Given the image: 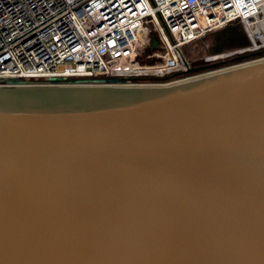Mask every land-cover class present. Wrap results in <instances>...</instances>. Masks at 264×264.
Segmentation results:
<instances>
[{
  "label": "water",
  "instance_id": "water-1",
  "mask_svg": "<svg viewBox=\"0 0 264 264\" xmlns=\"http://www.w3.org/2000/svg\"><path fill=\"white\" fill-rule=\"evenodd\" d=\"M0 264H264V56L0 86Z\"/></svg>",
  "mask_w": 264,
  "mask_h": 264
},
{
  "label": "built area",
  "instance_id": "built-area-1",
  "mask_svg": "<svg viewBox=\"0 0 264 264\" xmlns=\"http://www.w3.org/2000/svg\"><path fill=\"white\" fill-rule=\"evenodd\" d=\"M261 3L264 0H0V86L149 83L147 78L185 70L176 49L211 31L241 22L251 40L245 22L253 20ZM145 24L146 47L156 58L150 71L138 69L139 52L132 46Z\"/></svg>",
  "mask_w": 264,
  "mask_h": 264
},
{
  "label": "rangeland",
  "instance_id": "rangeland-1",
  "mask_svg": "<svg viewBox=\"0 0 264 264\" xmlns=\"http://www.w3.org/2000/svg\"><path fill=\"white\" fill-rule=\"evenodd\" d=\"M264 5L261 7L260 6V10L264 9L263 8ZM262 18V19H261ZM261 18L259 17L258 19L255 18V20L253 21H249V23H254V25L251 27V29L247 27L250 37H251V41L248 37L247 34V30H245L244 26L242 25L241 22H236L234 24H231L227 27H224L222 29L216 30V31H211L207 34H205L204 36L192 41L191 43L182 45L179 49H177L178 51V56L179 58H181V60H183L182 57H184L189 66L190 67H200V66H205L210 64V62H207V59H218L224 55L227 54V52L230 51H235V50H241V49H246L247 50H254L256 48L259 47H264V23L263 25L261 24L262 22H264V16H261ZM260 20V22H259ZM258 22V23H257ZM246 25V24H245ZM252 34V35H251ZM147 36V30L146 31H139V34L137 35L138 38H140V40L144 41L145 38ZM257 38V40H256ZM135 42H137V40H135ZM148 44V40L145 41L143 44L142 43H135L134 49L135 51H138V60L137 62L139 63V65H141L140 68L138 69H145V70H150V68H152L154 64V62H156V58L152 55L153 53H151V48L150 46L146 47ZM167 48V47H166ZM264 48L260 49L261 52L259 53V55L256 56H252V57H243L239 60H235V61H226L222 64H218V65H214V66H208L205 68H202L198 71L195 72H189V73H185L183 75L180 76H160L157 80H150L149 78H147L146 80H148L149 82H168V81H172V80H178V79H182L188 76H192V75H196V74H200L203 72H209V71H213L219 68H223V67H227V66H231L234 64H238V63H242V62H246L258 57H262L264 56V51H262ZM133 50V48H132ZM165 52L164 50H162V53ZM161 54V56H164V54ZM166 53V52H165ZM159 54V53H158ZM243 55H245L246 53H242ZM168 56V55H166ZM231 56L229 57H225V58H220V59H224L227 60L229 59ZM163 60V59H162ZM161 61V59H160ZM126 68L131 69L129 66H127ZM187 67H185L186 70ZM78 81V80H76ZM64 83H68V82H62ZM78 83H90V82H78ZM96 83V82H93ZM107 83V82H105Z\"/></svg>",
  "mask_w": 264,
  "mask_h": 264
},
{
  "label": "bare ground",
  "instance_id": "bare-ground-1",
  "mask_svg": "<svg viewBox=\"0 0 264 264\" xmlns=\"http://www.w3.org/2000/svg\"><path fill=\"white\" fill-rule=\"evenodd\" d=\"M262 5H261V7L264 5V3H261ZM264 8V7H263ZM261 16H264V9H261L260 10V8H259V10H258V13H257V15H255L254 16V18H253V20H255V18H261ZM262 19V18H261ZM252 20V21H253ZM249 21H251V20H247L246 22H245V24H246V26H248V28L249 29H251V27L254 25V23L255 22H253V23H249ZM259 22H260V20H259ZM258 23V22H257ZM263 23L264 22H262L261 24L263 25ZM141 31H146L147 30V36H146V38H145V40L144 41H142V40H140V38H138L137 36H136V38L134 39V44H132V46L134 45L135 46V43H144L145 41H147L148 40V27L146 26V24L145 25H143V28L142 29H140ZM252 35V34H251ZM135 40H137V42H135ZM171 44H169V46H170ZM171 47V46H170ZM170 47H168L167 49H169ZM262 48H264V47H259V48H256L255 50H260V49H262ZM175 49L176 48H174L173 49V51H175ZM176 51H177V49H176ZM129 70H131V69H128V71ZM144 71H150V70H145V69H143ZM123 71H125L126 72V70L124 69ZM118 72H120V71H118Z\"/></svg>",
  "mask_w": 264,
  "mask_h": 264
},
{
  "label": "flooded vegetation",
  "instance_id": "flooded-vegetation-1",
  "mask_svg": "<svg viewBox=\"0 0 264 264\" xmlns=\"http://www.w3.org/2000/svg\"><path fill=\"white\" fill-rule=\"evenodd\" d=\"M231 59L229 58V59H227V60H223V62H226V61H230ZM232 61V60H231Z\"/></svg>",
  "mask_w": 264,
  "mask_h": 264
},
{
  "label": "trees",
  "instance_id": "trees-1",
  "mask_svg": "<svg viewBox=\"0 0 264 264\" xmlns=\"http://www.w3.org/2000/svg\"><path fill=\"white\" fill-rule=\"evenodd\" d=\"M229 26V25H228ZM73 81H75V80H73Z\"/></svg>",
  "mask_w": 264,
  "mask_h": 264
}]
</instances>
